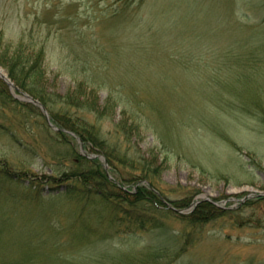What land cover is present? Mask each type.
<instances>
[{
	"label": "rangeland",
	"instance_id": "1",
	"mask_svg": "<svg viewBox=\"0 0 264 264\" xmlns=\"http://www.w3.org/2000/svg\"><path fill=\"white\" fill-rule=\"evenodd\" d=\"M15 55L41 65L51 109L94 126L105 152L7 89L0 264H264V0H0L8 76ZM71 95L99 113L66 107ZM104 153L123 192L153 191L171 213L125 203L129 218L48 184Z\"/></svg>",
	"mask_w": 264,
	"mask_h": 264
},
{
	"label": "trees",
	"instance_id": "2",
	"mask_svg": "<svg viewBox=\"0 0 264 264\" xmlns=\"http://www.w3.org/2000/svg\"><path fill=\"white\" fill-rule=\"evenodd\" d=\"M15 59V65L10 64V66H6V69L9 73V78L14 83V85L23 92H26L33 98L39 100L47 109L51 121L54 125H56L60 129L72 131L81 139L83 144L88 143L94 149L98 150V152L102 153V151H104L103 145L99 140L98 131L95 130L94 126H90V124H86L85 122L72 124V122H70L71 120L68 121V119L60 118L51 109V105H55L56 101L49 95H47L43 89L36 86L38 80L42 79L41 65L38 62L30 64V62H26L25 60H23L20 55H15ZM28 79L30 80L28 81ZM7 89L8 87L6 86V84L0 79V97L3 99V101H6L8 103H15L10 97ZM62 99L64 100L63 104H65L66 107H80L89 109L91 113L93 111L96 114L99 113L93 106L95 105L94 102H88L80 96H64L62 97ZM17 105L30 108L34 107L32 104L27 103H18ZM79 124L83 126H80L82 127V129L76 128L79 126ZM58 133L64 135V132L62 131H59ZM103 155L106 158L108 167H113L111 157L107 153H104ZM80 158L78 159V161L81 163ZM82 160L83 165L86 164V166L82 170L71 173H64L61 178L50 177L47 181L48 184H50V182H60V186L65 184L63 185L65 189L64 191H66L64 193L65 195L76 196L81 200V202L89 200L90 197L97 198L101 203L108 206V208L110 207L114 213L124 214L126 216L130 215L129 218H131L133 212L129 213L128 209L131 207L134 209L137 208V210L140 211L141 208L139 207L142 206L145 202L154 204V206L151 205V210L153 211L152 215H154V212H159L160 210H165L166 213H171L170 211H167L170 209L166 210V206H160V204L157 202L158 197L153 191H150L149 194H147L148 191L137 190L135 198L134 194L132 195L130 193H125L127 191L123 192L124 185L120 182H117L118 180L113 176L111 177V179L108 178L107 173L109 174V171L107 172L104 169L103 164L100 162V160H98V158L89 159L86 157H82ZM3 169L8 168L4 167ZM6 171L9 172V169L5 170V172ZM139 179L145 181L148 179V177L143 174L141 177H139ZM72 182H75V186H79V188H69L70 183L72 184ZM116 188L119 191L122 190V192L120 193L116 191ZM158 201L160 202V200ZM125 203L130 206L128 209L125 208ZM186 205L188 204H185L184 206ZM197 206L198 205H196V207ZM209 207H212V205L209 204ZM132 219L133 223L136 224L139 228H142L144 226L145 221L150 223L149 220L146 219V216L141 217L140 215H136V217ZM12 264H17V262H13Z\"/></svg>",
	"mask_w": 264,
	"mask_h": 264
},
{
	"label": "water",
	"instance_id": "3",
	"mask_svg": "<svg viewBox=\"0 0 264 264\" xmlns=\"http://www.w3.org/2000/svg\"><path fill=\"white\" fill-rule=\"evenodd\" d=\"M0 78H1V79H2V80H3V81H4V82L10 87L11 90H17V91H19V93L23 95V99H24V100H27V101H29V102H32V103L38 105V106L41 108V110H42V112L44 113V115L46 116V118L48 119V112H47L46 108H45V107H44L39 101L33 99L30 95H28V94H26V93H22L20 90H18V89L15 87L14 83H13V82L11 81V79L9 78V76L7 75V73H5V71L2 70L1 68H0ZM49 125H50L53 129L58 130L57 127H54L50 122H49ZM65 132H68L69 134H72L71 132L66 131V130H65ZM82 148H83V147H82ZM88 157H89V158H95V157H97V156H96V155H90V156H88ZM100 158L104 161V157H103V156H100Z\"/></svg>",
	"mask_w": 264,
	"mask_h": 264
}]
</instances>
